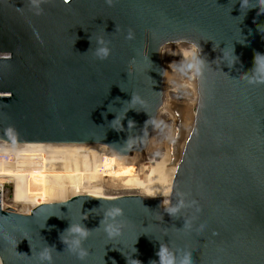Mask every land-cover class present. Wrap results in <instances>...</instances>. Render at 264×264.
Wrapping results in <instances>:
<instances>
[{"label":"water","instance_id":"95a60500","mask_svg":"<svg viewBox=\"0 0 264 264\" xmlns=\"http://www.w3.org/2000/svg\"><path fill=\"white\" fill-rule=\"evenodd\" d=\"M42 8L0 0V153L40 204L4 210L0 192V264H40L53 245V264H149L159 243L177 262L264 264V83L245 78L264 54L258 0ZM189 42L199 79L179 71ZM113 207L123 228L109 238ZM69 224L92 230L83 261L59 239Z\"/></svg>","mask_w":264,"mask_h":264},{"label":"clouds","instance_id":"9594fccd","mask_svg":"<svg viewBox=\"0 0 264 264\" xmlns=\"http://www.w3.org/2000/svg\"><path fill=\"white\" fill-rule=\"evenodd\" d=\"M29 2L30 6L35 10V13L40 15L43 12L42 5L47 3V0H29ZM105 2L109 6L113 4V0H105ZM258 5L260 7H264V0H258ZM133 38L134 34L131 30H129L126 39L131 40ZM96 44L97 47L94 50L95 57L99 60H106L111 54V49L109 47L110 41H106L101 36L97 37ZM201 52L202 49L199 47L198 43L189 42L188 48L183 51L182 58L179 61V71L181 73L186 71L188 73L187 76L191 79H199L206 66L205 59L202 58ZM175 70L177 71V68ZM250 72L253 76L258 77V79L248 78L247 75H245V78L248 79L249 83H264V54L255 53L254 67L250 70ZM138 100L139 98L137 96L132 95L131 103L137 102ZM178 210V207L175 206L167 208L169 214L173 216L178 212ZM122 215L123 211L119 207H113L105 212V216L104 219L101 220V224H103L104 230L108 234L109 238L119 236L123 225L117 222L108 223V218H115ZM185 227H187V222L185 223ZM91 231L92 230L82 224H69V226L59 234V239L64 243V245H66L65 249L68 252L76 256V258L80 261H83L88 256V250L83 246V242L88 239ZM69 235L71 236V239H69ZM54 250V245L46 246L43 250H41L38 254L40 264H53L52 252ZM156 256L158 257V260H151L149 261V264H193L191 252H186L183 257L180 258L179 262H177L176 255L164 243H159ZM135 264H141V261L136 259Z\"/></svg>","mask_w":264,"mask_h":264},{"label":"bare ground","instance_id":"6f19581e","mask_svg":"<svg viewBox=\"0 0 264 264\" xmlns=\"http://www.w3.org/2000/svg\"><path fill=\"white\" fill-rule=\"evenodd\" d=\"M5 182L11 183L12 186L3 200L4 206L17 208L20 212L27 214L40 205L29 194L16 165L2 155L0 157V185Z\"/></svg>","mask_w":264,"mask_h":264},{"label":"built area","instance_id":"2783aa9c","mask_svg":"<svg viewBox=\"0 0 264 264\" xmlns=\"http://www.w3.org/2000/svg\"><path fill=\"white\" fill-rule=\"evenodd\" d=\"M66 1H69V0H66ZM10 54L7 53V52H0V58H7L9 57ZM3 154L0 153V157L2 156ZM8 185L9 183L8 182H5L3 183L2 185H0V192H1V207L2 209L4 210H7V209H11V210H14L16 212H20L17 208H11V207H7V206H4V203H3V200L5 198V196L9 193V188H8ZM7 205V204H6Z\"/></svg>","mask_w":264,"mask_h":264},{"label":"rangeland","instance_id":"374dc122","mask_svg":"<svg viewBox=\"0 0 264 264\" xmlns=\"http://www.w3.org/2000/svg\"><path fill=\"white\" fill-rule=\"evenodd\" d=\"M11 186H12V184H11V183H9V185H8V188H9V189H11Z\"/></svg>","mask_w":264,"mask_h":264}]
</instances>
